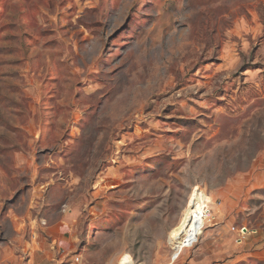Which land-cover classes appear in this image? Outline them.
Masks as SVG:
<instances>
[{
  "label": "rangeland",
  "instance_id": "1",
  "mask_svg": "<svg viewBox=\"0 0 264 264\" xmlns=\"http://www.w3.org/2000/svg\"><path fill=\"white\" fill-rule=\"evenodd\" d=\"M65 215L82 264H264V0H0V262Z\"/></svg>",
  "mask_w": 264,
  "mask_h": 264
},
{
  "label": "crops",
  "instance_id": "2",
  "mask_svg": "<svg viewBox=\"0 0 264 264\" xmlns=\"http://www.w3.org/2000/svg\"><path fill=\"white\" fill-rule=\"evenodd\" d=\"M72 218L65 215L59 227V240L55 244H49L44 247L46 250L45 264H82L76 261L77 244L75 242L74 226L72 225ZM40 247H37L39 250ZM35 254L30 253L27 259L20 258L10 259L9 261H1L0 264H35Z\"/></svg>",
  "mask_w": 264,
  "mask_h": 264
},
{
  "label": "bare ground",
  "instance_id": "3",
  "mask_svg": "<svg viewBox=\"0 0 264 264\" xmlns=\"http://www.w3.org/2000/svg\"><path fill=\"white\" fill-rule=\"evenodd\" d=\"M203 207L200 203V197L197 196L194 201V213L189 217L185 223L184 228L177 234L173 241L175 249L185 248L192 245L195 242L200 228L203 226ZM180 251V250H179ZM133 262L127 257L121 260V264H127Z\"/></svg>",
  "mask_w": 264,
  "mask_h": 264
},
{
  "label": "built area",
  "instance_id": "4",
  "mask_svg": "<svg viewBox=\"0 0 264 264\" xmlns=\"http://www.w3.org/2000/svg\"><path fill=\"white\" fill-rule=\"evenodd\" d=\"M203 211H204V220H205L204 221V227H205L206 226V222H208V221L210 222L213 219V216H212L211 210L209 208H207V205H206L205 208H203ZM231 232L235 236L236 243L237 244H243L250 234H252V233L254 234L257 231H256V229H253V230L249 229L246 226H232L231 227ZM197 241H198V238H197ZM196 242H194L192 244L194 245ZM186 248H189V247H186ZM76 261H80V256L76 257ZM127 264H131V263H127Z\"/></svg>",
  "mask_w": 264,
  "mask_h": 264
}]
</instances>
